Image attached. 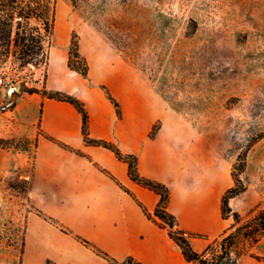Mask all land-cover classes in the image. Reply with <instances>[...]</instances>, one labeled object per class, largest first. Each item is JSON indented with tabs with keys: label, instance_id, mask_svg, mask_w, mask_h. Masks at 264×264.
<instances>
[{
	"label": "rangeland",
	"instance_id": "1",
	"mask_svg": "<svg viewBox=\"0 0 264 264\" xmlns=\"http://www.w3.org/2000/svg\"><path fill=\"white\" fill-rule=\"evenodd\" d=\"M73 37L86 77L67 67ZM47 52L38 67L0 66V264H57V223L69 228L55 206L31 199L41 132L20 112L27 91L47 84L111 85L127 115L140 107L143 128L164 123L173 153L184 169L200 172L207 189L213 181L222 197L242 189L222 211L226 235L234 233L231 257L264 264V0H56ZM78 243L96 255L93 243Z\"/></svg>",
	"mask_w": 264,
	"mask_h": 264
},
{
	"label": "crops",
	"instance_id": "2",
	"mask_svg": "<svg viewBox=\"0 0 264 264\" xmlns=\"http://www.w3.org/2000/svg\"><path fill=\"white\" fill-rule=\"evenodd\" d=\"M138 86L135 79L134 91ZM104 87L118 102L120 116L101 86L46 85L47 90L65 92L83 102L91 138L113 142L123 153L136 155L138 172L169 188L167 210L176 217L179 229L205 236V239L189 238L192 248L202 252L210 242L227 233L222 218L221 185L213 181L207 189L200 172L184 169L180 157L173 153L164 137V123L150 137L152 130H149L155 119L143 128L140 107L127 115L112 86ZM25 100L27 107L20 112V120L30 125L38 121L41 132L32 175L33 204L44 209L55 206L57 219L72 233L115 260L185 264L179 247L167 231L149 220L134 200L153 213L159 195L133 182L128 176L127 164L111 151L84 142L82 118L74 106L37 93L29 94ZM26 111L30 113L29 118ZM55 141L80 153L66 150ZM51 186L54 189L50 191ZM78 242L72 234L57 228V264H87L83 261L86 257L89 264H105L104 258L96 253L93 256Z\"/></svg>",
	"mask_w": 264,
	"mask_h": 264
},
{
	"label": "trees",
	"instance_id": "3",
	"mask_svg": "<svg viewBox=\"0 0 264 264\" xmlns=\"http://www.w3.org/2000/svg\"><path fill=\"white\" fill-rule=\"evenodd\" d=\"M55 6L56 0H0V66L12 61L18 63L17 69H23L29 64L38 67L46 63L48 59L47 47L52 34L55 17ZM67 67L83 77H86L88 74L89 65L86 58L79 52L76 37H73L70 42ZM101 88L114 105L117 115L120 116L121 111L118 102L111 96L106 87L101 86ZM27 92L30 94L37 93L50 99L65 101L74 106L82 118L81 131L84 142L87 145L98 146L111 151L119 161L127 164V173L133 182L159 195V202L153 213H149L139 201L133 198L149 220L167 231L169 237L179 247L185 259V264H236L237 259L231 257L232 249L228 245V241L233 237L234 233L224 235L218 242L216 239L213 240L200 253L192 248L189 238L202 235L189 233L178 228L176 217L167 210L170 197L169 188L161 182L141 175L137 170L136 155L123 153L113 142L91 138L88 134V114L83 102L73 95L60 91L30 89ZM40 112L41 108L39 109ZM156 130L157 127L154 126L150 137L154 135ZM55 142L66 150L80 153L79 151L72 150L63 143ZM101 170L108 174L107 171ZM235 182L240 183V180L235 178ZM120 187L130 194L125 187L122 185ZM241 191V188H230L228 190L229 197H222V211L224 208L228 209V198L239 194ZM233 216L238 221V215L234 214ZM57 228L64 233L73 235L68 228L58 223ZM246 234H248L247 231L243 233V236L250 238ZM73 236L77 240L89 245L88 241L81 239L77 235ZM215 247L220 248V254L206 259V255L213 251ZM93 248L97 255L106 259L108 262L115 261L107 253L95 247ZM128 262L129 264H137L131 259H128Z\"/></svg>",
	"mask_w": 264,
	"mask_h": 264
},
{
	"label": "water",
	"instance_id": "4",
	"mask_svg": "<svg viewBox=\"0 0 264 264\" xmlns=\"http://www.w3.org/2000/svg\"><path fill=\"white\" fill-rule=\"evenodd\" d=\"M20 90V86H16V87H14V88H11L10 90H9V93L11 94V93H13V92H18Z\"/></svg>",
	"mask_w": 264,
	"mask_h": 264
},
{
	"label": "built area",
	"instance_id": "5",
	"mask_svg": "<svg viewBox=\"0 0 264 264\" xmlns=\"http://www.w3.org/2000/svg\"><path fill=\"white\" fill-rule=\"evenodd\" d=\"M6 87L8 86L6 83L4 84Z\"/></svg>",
	"mask_w": 264,
	"mask_h": 264
}]
</instances>
